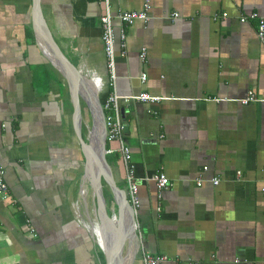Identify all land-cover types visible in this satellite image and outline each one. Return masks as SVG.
Returning <instances> with one entry per match:
<instances>
[{"label":"crops","instance_id":"1","mask_svg":"<svg viewBox=\"0 0 264 264\" xmlns=\"http://www.w3.org/2000/svg\"><path fill=\"white\" fill-rule=\"evenodd\" d=\"M144 1L110 5L116 14L141 9ZM150 3V19L126 27L123 48L116 42L113 88L101 38L103 1L41 0L54 39L92 81L102 105L113 90L164 97L153 104L119 102L136 168L140 233L129 237L126 217L114 227L117 264H143L142 248L168 256L159 264H264V102L231 100L249 90L264 98V40L256 20H239L252 12L264 17V0ZM31 4L0 0V168L17 200L12 205L0 198V264H98L104 254L97 204L68 83L34 32ZM80 104L87 137L89 106ZM106 159L116 185L126 191L116 142L106 143ZM158 171L170 181L160 198L153 180ZM214 176L217 185L210 181ZM102 184L114 217L118 204Z\"/></svg>","mask_w":264,"mask_h":264},{"label":"water","instance_id":"2","mask_svg":"<svg viewBox=\"0 0 264 264\" xmlns=\"http://www.w3.org/2000/svg\"><path fill=\"white\" fill-rule=\"evenodd\" d=\"M31 1V22L34 32L49 52L51 61L68 83L73 115L75 116V134L85 158V176L93 186L97 204V234L104 254L98 264H117L115 251L120 240L113 232L114 227L123 217H126L127 220L129 219L131 230L129 237H131L132 232L136 234V217L126 191L116 185L112 169L106 159L104 110L96 96L92 81L79 70L70 54L54 39L42 12L41 0ZM81 100H84L89 106L91 117V126L87 137L82 131ZM102 180L110 186L118 204V212L114 217L108 215Z\"/></svg>","mask_w":264,"mask_h":264},{"label":"built area","instance_id":"3","mask_svg":"<svg viewBox=\"0 0 264 264\" xmlns=\"http://www.w3.org/2000/svg\"><path fill=\"white\" fill-rule=\"evenodd\" d=\"M104 4L103 13L100 15V25H101V38L103 43V51L106 56V68L109 75V84L115 88V82L117 78L116 73V63H117V52H116V42L120 41L121 48L125 46L126 40V27L132 25L135 21L141 20L146 23L150 19L149 11L151 9L150 0H145L143 2L141 9H132V10H122L118 11L116 14L113 13L110 0H102ZM173 17H177L178 13L174 12L172 14ZM219 15H215L217 18ZM223 18L227 17V13L223 12L221 15ZM249 19H254L257 21V35L258 38L263 41L264 40V17L260 16L256 12H252L249 15H243L240 17V22L245 23ZM118 21V31L116 30L114 21ZM125 50H122L121 54L123 55ZM146 48L142 47L139 57L141 61L146 60ZM140 79L142 82L146 81L147 73L142 72L140 75ZM123 101L128 100H140L142 102L147 103H157L164 99V97L160 95H154L149 92L143 91L135 95L130 96H120L116 93L115 90L111 92L105 102L102 105L104 110V121L106 127V141L107 142H116L117 143V152L119 154L122 167L124 169V178L126 182V194L128 200L131 204V208L135 217L137 216L138 208L140 206V198H139V188L136 183V168L132 159V150L130 145L126 141V129L127 123L121 118L120 111V100ZM209 100H213L216 102L229 100L230 98L223 97H209ZM236 100L242 104H249L253 102H264V98L257 97L253 90H249L248 93L240 98L231 99ZM204 169H207L205 166ZM241 171H237V175L239 176ZM153 180L155 182V187L157 191L158 198L161 197L162 191L168 187L170 184L169 178L163 171H158L153 175ZM213 185H217L220 181L219 177L214 176L210 179ZM264 181V176H263ZM203 178L198 177L196 180V184L198 186L202 185ZM262 193H264V185L261 187ZM0 198L7 199L11 201L12 205L17 203L15 198H12L10 195L9 185L5 178V170L0 168ZM157 210H160V206L157 207ZM28 224H30V220H27ZM136 233H140L139 231V223L136 217L135 224ZM29 231L32 235L36 236V232L34 227L30 226ZM141 238V236H140ZM141 259L143 264H159L168 259V256L165 254L157 255L153 254L144 248L141 250ZM236 262L238 260L236 259Z\"/></svg>","mask_w":264,"mask_h":264},{"label":"rangeland","instance_id":"4","mask_svg":"<svg viewBox=\"0 0 264 264\" xmlns=\"http://www.w3.org/2000/svg\"><path fill=\"white\" fill-rule=\"evenodd\" d=\"M110 145L112 146V145H114V142L112 143V142H110Z\"/></svg>","mask_w":264,"mask_h":264}]
</instances>
